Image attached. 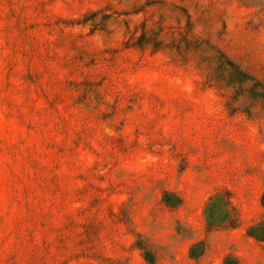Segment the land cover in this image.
<instances>
[{
    "label": "rangeland",
    "instance_id": "obj_1",
    "mask_svg": "<svg viewBox=\"0 0 264 264\" xmlns=\"http://www.w3.org/2000/svg\"><path fill=\"white\" fill-rule=\"evenodd\" d=\"M0 264H264V0H0Z\"/></svg>",
    "mask_w": 264,
    "mask_h": 264
},
{
    "label": "trees",
    "instance_id": "obj_2",
    "mask_svg": "<svg viewBox=\"0 0 264 264\" xmlns=\"http://www.w3.org/2000/svg\"><path fill=\"white\" fill-rule=\"evenodd\" d=\"M229 64L231 65V67L235 68L240 73L241 77H243L242 79H249V76H247L245 72H242L233 61L229 60ZM208 215V217L210 218V213Z\"/></svg>",
    "mask_w": 264,
    "mask_h": 264
}]
</instances>
